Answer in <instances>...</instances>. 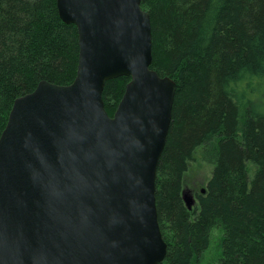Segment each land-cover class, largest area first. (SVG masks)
<instances>
[{
    "label": "water",
    "instance_id": "water-1",
    "mask_svg": "<svg viewBox=\"0 0 264 264\" xmlns=\"http://www.w3.org/2000/svg\"><path fill=\"white\" fill-rule=\"evenodd\" d=\"M142 1L57 0L77 28V77L41 82L10 112L0 137V264L165 260L156 180L177 86L151 68ZM121 77L131 82L111 117L103 92Z\"/></svg>",
    "mask_w": 264,
    "mask_h": 264
},
{
    "label": "trees",
    "instance_id": "trees-1",
    "mask_svg": "<svg viewBox=\"0 0 264 264\" xmlns=\"http://www.w3.org/2000/svg\"><path fill=\"white\" fill-rule=\"evenodd\" d=\"M141 7L151 17V68L177 86L156 180L161 264H264V0ZM79 53L57 0H0V137L18 98L44 81L74 82ZM130 82L105 84L111 117ZM199 147L214 169L191 210L183 180Z\"/></svg>",
    "mask_w": 264,
    "mask_h": 264
},
{
    "label": "rangeland",
    "instance_id": "rangeland-1",
    "mask_svg": "<svg viewBox=\"0 0 264 264\" xmlns=\"http://www.w3.org/2000/svg\"><path fill=\"white\" fill-rule=\"evenodd\" d=\"M213 169L214 164L204 158V148L199 147L194 154V159L189 163L188 171L185 173L183 180V198L184 196L188 197L192 203L191 210L196 207V195L204 191ZM217 236L218 233H215V237Z\"/></svg>",
    "mask_w": 264,
    "mask_h": 264
}]
</instances>
